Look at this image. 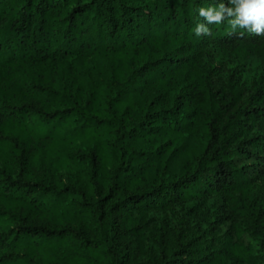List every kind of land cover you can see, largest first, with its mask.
<instances>
[{
    "label": "trees",
    "instance_id": "trees-1",
    "mask_svg": "<svg viewBox=\"0 0 264 264\" xmlns=\"http://www.w3.org/2000/svg\"><path fill=\"white\" fill-rule=\"evenodd\" d=\"M219 2L0 0V264H264V36H197Z\"/></svg>",
    "mask_w": 264,
    "mask_h": 264
},
{
    "label": "clouds",
    "instance_id": "clouds-1",
    "mask_svg": "<svg viewBox=\"0 0 264 264\" xmlns=\"http://www.w3.org/2000/svg\"><path fill=\"white\" fill-rule=\"evenodd\" d=\"M223 0L207 8H199V16L204 22L197 23V36L210 35L209 24H221L227 20L233 30L244 29L248 33L264 36V0Z\"/></svg>",
    "mask_w": 264,
    "mask_h": 264
},
{
    "label": "rangeland",
    "instance_id": "rangeland-1",
    "mask_svg": "<svg viewBox=\"0 0 264 264\" xmlns=\"http://www.w3.org/2000/svg\"><path fill=\"white\" fill-rule=\"evenodd\" d=\"M234 64V61L233 63ZM63 180H66V176H61ZM251 193L255 196H263L264 197V181L262 180H258L255 183H253L252 187H251ZM261 203L264 207V198L261 199ZM264 224V222H263ZM220 264H233L231 261H227L224 263H220Z\"/></svg>",
    "mask_w": 264,
    "mask_h": 264
}]
</instances>
